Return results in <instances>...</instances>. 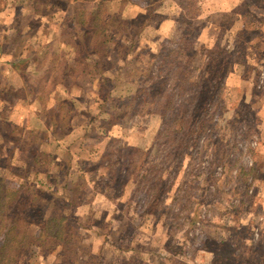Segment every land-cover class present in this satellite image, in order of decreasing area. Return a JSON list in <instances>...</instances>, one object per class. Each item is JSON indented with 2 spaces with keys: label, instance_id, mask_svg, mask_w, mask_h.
<instances>
[{
  "label": "rangeland",
  "instance_id": "obj_1",
  "mask_svg": "<svg viewBox=\"0 0 264 264\" xmlns=\"http://www.w3.org/2000/svg\"><path fill=\"white\" fill-rule=\"evenodd\" d=\"M91 4L0 0V264H264V0H109L141 8L99 55ZM59 39L25 77L8 63L9 40Z\"/></svg>",
  "mask_w": 264,
  "mask_h": 264
},
{
  "label": "crops",
  "instance_id": "obj_2",
  "mask_svg": "<svg viewBox=\"0 0 264 264\" xmlns=\"http://www.w3.org/2000/svg\"><path fill=\"white\" fill-rule=\"evenodd\" d=\"M137 11V12H139L140 11V9L139 8H137V7H129V6H125L124 7V9L122 10V14H124V16H130V12L131 11ZM158 10V15H160L161 16V18H160V21H159V24L157 23V25H156V27H159V30L160 31H162V30H164L165 29V26L167 25V24H170V25H174V20L172 19V17H173V14H174V12H172V10L170 11V12H167V11H162L161 10V8L160 9H157ZM200 11V10H199ZM198 11V12H199ZM212 12H214V14H220V22H222V20L225 18V16L224 15H229V14H232V13H234L235 15H234V17L233 18H231V19H229V20H227V21H231L230 23H229V27H230V29H235V27H236V25H238L239 24V22H237V20H239V17L237 16V14H236V12L234 11V9L233 10H230V8L229 9H222V8H219V9H215V10H213ZM200 13V12H199ZM199 13L197 14V15H199ZM175 15V14H174ZM44 20V19H43ZM30 22V19L28 20V21H21V24L23 25V24H28ZM212 22H214V21H212V20H209V21H206V22H203V25H202V28L200 29V35H201V37H203L204 39H205V41H208L209 40V36L210 35H212L213 34V32L212 31H215V30H217L218 28V30L220 31V27H218V25L216 26V25H213V23ZM43 24H45V23H43ZM247 24V23H246ZM246 24H244L245 25V27H248V26H251L252 24L251 23H249L248 25H246ZM213 25V27H211ZM6 26H9V27H17L18 28V26H17V24L15 23V22H9ZM5 26V27H6ZM264 26V25H263ZM209 28V29H208ZM158 31V30H157ZM1 35H2V33H1ZM1 35H0V37H1ZM50 36V32L48 33V37ZM201 37H199V38H201ZM50 39V38H49ZM44 40V39H43ZM2 41L3 40H0V51L2 50L1 48H2ZM24 42V41H17V40H9L8 41V45H11V46H14V45H16L15 47H10V49L9 50H7L9 53H10V55H11V58L9 59V61H8V63H9V65L10 66H12L17 72H19L23 77H25V75L24 74H26V72H27V67H26V63H27V61L29 60V61H31L30 63L31 64H33V63H41L45 58H49L50 57V53H51V51L54 49V48H57L58 47V49H59V51H61V40L59 39V40H54V41H36L37 42V44L39 45L38 47H37V49H40V50H42L43 51V53L42 54H40V55H32V54H30V55H22V51H23V49H18V48H16L17 46H20L22 43ZM29 42L30 41H27V45L29 44ZM20 43V44H19ZM63 43V42H62ZM68 43V46H69V50L67 51V53H68V58L67 59H69V60H71V62L72 63H74V60H75V56H76V43H74V41H73V43L72 42H70V41H68L67 42ZM73 47H72V46ZM53 46V47H52ZM76 46V47H75ZM50 49V50H49ZM71 53V54H70ZM36 54V53H35ZM26 59H27V61H26ZM23 61H26V62H23ZM20 66H19V65ZM63 71V75L65 76V74L64 73H67V71H65V70H62ZM82 73L81 72H78V73H73V76L72 77H74V76H76V75H81ZM62 76V75H61ZM64 76L62 77V78H64ZM69 76V75H68ZM63 82V83H62ZM70 85H71V83H69V86H68V84L66 83V81L64 80V79H62V81H58V83L56 84V86L58 87V89H59V91L61 90V92L62 93H64L65 92V90L66 91H70L71 90V88H73L72 86L70 87Z\"/></svg>",
  "mask_w": 264,
  "mask_h": 264
},
{
  "label": "trees",
  "instance_id": "obj_3",
  "mask_svg": "<svg viewBox=\"0 0 264 264\" xmlns=\"http://www.w3.org/2000/svg\"><path fill=\"white\" fill-rule=\"evenodd\" d=\"M71 1L75 2L77 0H71ZM108 1L109 0H87V2L92 3L90 9H82L80 11V14H79L80 18H81V23L76 21V24H78L81 27V29H83V34H82L83 36L82 37H85V36H87L89 34L91 35L90 36V41L92 43L93 52H95L97 54L101 50L102 46L105 45L106 35H107V32H109L110 26L114 27L118 22L124 26L123 27L124 30L128 26V20H127V18L129 19L128 16H126L125 19H121V18H119L117 16V14H115V12H110V11L109 12L105 11L102 14V11H103L102 8L104 6H106L105 3H107ZM128 6L129 7H135L136 6L139 9L141 8L140 5L137 6L135 4H133V6H131V5H128ZM157 7H159V8L162 7V1H161V3L156 5L155 8H157ZM134 28L135 27H132V29H134ZM80 34L77 35V33H76L74 35V37H73V41H74V39L79 40V35ZM128 35H129V32H128V34L126 33V35H123L126 38L125 40H127V41H128V38H129ZM137 36L135 37L134 41H139ZM77 45L79 46L78 42H77ZM106 52H104L103 54H105ZM77 53H78V50H76V54ZM118 55H119V53H118ZM81 61H82V59L80 57H75V60H74L73 64L75 66L81 65V64H79ZM81 66H83V68L81 69V68L77 67L76 71H87V70H85L86 66H84V64L81 65ZM62 69L64 70V68H62ZM104 100H105V97H103V101ZM18 185H19V187H22L21 184H18ZM4 231H5V233H8L9 231H12V225L7 226L4 229ZM53 236H55L57 239H61V240L65 239V234H63L60 230L55 232L53 234ZM22 249H23L22 246H19L16 249L17 250V252H16L17 256L19 255V251L22 250Z\"/></svg>",
  "mask_w": 264,
  "mask_h": 264
}]
</instances>
